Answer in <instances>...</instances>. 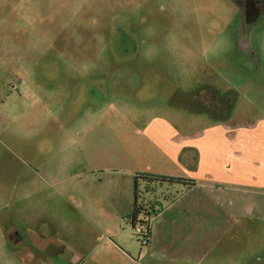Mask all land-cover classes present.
Here are the masks:
<instances>
[{
    "label": "rangeland",
    "instance_id": "rangeland-1",
    "mask_svg": "<svg viewBox=\"0 0 264 264\" xmlns=\"http://www.w3.org/2000/svg\"><path fill=\"white\" fill-rule=\"evenodd\" d=\"M188 97L264 118V10L250 24L233 0H0V264L148 259L130 218L111 214L125 194L132 206L127 156L144 127L188 118ZM142 186L140 205L154 197ZM253 203L230 251L264 264ZM115 231L136 251H115Z\"/></svg>",
    "mask_w": 264,
    "mask_h": 264
},
{
    "label": "crops",
    "instance_id": "crops-1",
    "mask_svg": "<svg viewBox=\"0 0 264 264\" xmlns=\"http://www.w3.org/2000/svg\"><path fill=\"white\" fill-rule=\"evenodd\" d=\"M196 91L188 94L202 93ZM211 92L215 93L212 87ZM189 101L184 103L192 114L183 119L176 113L175 126L157 119L144 127L143 136L136 140L138 149L127 156L129 186L131 178L134 186L132 206L131 196L125 194L120 198L125 202L116 203L124 204L125 211L111 215L129 219L135 182L136 195L141 182L145 191L154 194L141 205L151 237L144 255L138 256L148 257L142 264H211L212 238L222 244L220 263L244 264L248 260L245 252L233 253L230 248L241 237L236 224L249 222L246 215L253 212V202L264 198V118H241L242 113L232 109L224 113L193 109L187 106L194 103ZM199 113L203 114L197 118ZM138 173L180 178L186 183L135 181ZM88 203L100 217H109L95 206H102L100 202ZM118 233L114 232L117 242L126 248L115 251L127 256L126 250L135 252Z\"/></svg>",
    "mask_w": 264,
    "mask_h": 264
},
{
    "label": "trees",
    "instance_id": "trees-1",
    "mask_svg": "<svg viewBox=\"0 0 264 264\" xmlns=\"http://www.w3.org/2000/svg\"><path fill=\"white\" fill-rule=\"evenodd\" d=\"M142 179L148 181H155V182H169V183H186L185 180L180 178H173V177H166L160 175H152V174H145V173H138L135 175V181ZM142 206L137 202V195H136V182H135V200L133 204V210L131 215H129L131 224L133 226L134 222L137 220L138 213L142 210ZM142 222V221H141ZM147 222V221H143Z\"/></svg>",
    "mask_w": 264,
    "mask_h": 264
},
{
    "label": "flooded vegetation",
    "instance_id": "flooded-vegetation-1",
    "mask_svg": "<svg viewBox=\"0 0 264 264\" xmlns=\"http://www.w3.org/2000/svg\"><path fill=\"white\" fill-rule=\"evenodd\" d=\"M233 1L237 4V6H239L241 8L242 14H244L245 11L249 12L251 19H253V17L257 18V16L264 10V0H233ZM202 99L205 100L204 95H203ZM213 102H216V104H214V106H216V107L222 106V102L220 100H218L217 98L212 99L210 104L212 105ZM207 107H209V106H207Z\"/></svg>",
    "mask_w": 264,
    "mask_h": 264
},
{
    "label": "built area",
    "instance_id": "built-area-1",
    "mask_svg": "<svg viewBox=\"0 0 264 264\" xmlns=\"http://www.w3.org/2000/svg\"><path fill=\"white\" fill-rule=\"evenodd\" d=\"M133 230L138 233L139 240H140V247L142 250L140 251V256L144 255L146 246L149 243L150 237V228L148 223L141 222L136 220L133 224Z\"/></svg>",
    "mask_w": 264,
    "mask_h": 264
},
{
    "label": "water",
    "instance_id": "water-1",
    "mask_svg": "<svg viewBox=\"0 0 264 264\" xmlns=\"http://www.w3.org/2000/svg\"><path fill=\"white\" fill-rule=\"evenodd\" d=\"M243 18L245 19V21L247 22V23H252V22H254L255 21V19H256V17H253V19H251L250 18V14H249V12H247V11H245L244 12V14H243Z\"/></svg>",
    "mask_w": 264,
    "mask_h": 264
}]
</instances>
